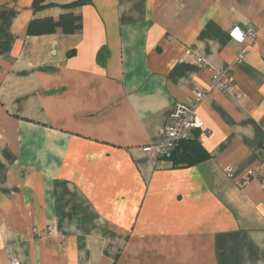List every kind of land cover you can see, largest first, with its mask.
<instances>
[{"label": "crops", "instance_id": "crops-1", "mask_svg": "<svg viewBox=\"0 0 264 264\" xmlns=\"http://www.w3.org/2000/svg\"><path fill=\"white\" fill-rule=\"evenodd\" d=\"M33 1L0 0V264H264V187L243 184L264 142V0ZM68 12L74 34L26 35ZM233 28L257 36L242 99L208 91L190 137L208 158L172 168L144 149L232 64Z\"/></svg>", "mask_w": 264, "mask_h": 264}, {"label": "built area", "instance_id": "built-area-1", "mask_svg": "<svg viewBox=\"0 0 264 264\" xmlns=\"http://www.w3.org/2000/svg\"><path fill=\"white\" fill-rule=\"evenodd\" d=\"M232 38L241 46L240 51L230 64L223 71H216L212 74L207 90L195 88L193 90V102L189 105L177 102L168 115L167 122L162 125L158 131V141L152 144L144 151L150 153L155 158H162L168 155L182 141L189 140L191 131L200 129L202 123L196 115V109L202 102L208 91H217L219 93L231 96L235 100L242 99V95L236 91L232 84V73L234 69L244 62L249 50L257 43L255 32H242L238 28H233L230 32ZM257 157V170L248 171L247 183L250 179H258L261 186L264 187V172L262 171L264 163V142L261 144L259 151L255 153ZM233 168H224V174L228 178L233 177ZM10 264H18L12 260Z\"/></svg>", "mask_w": 264, "mask_h": 264}, {"label": "trees", "instance_id": "trees-1", "mask_svg": "<svg viewBox=\"0 0 264 264\" xmlns=\"http://www.w3.org/2000/svg\"><path fill=\"white\" fill-rule=\"evenodd\" d=\"M43 0H34L32 4L33 11H38L43 8ZM84 5V1H77L63 9H70ZM80 17L72 13H63L57 20L52 18L34 19L31 20L26 28V35L37 37L43 35H51L60 30L64 35H72L80 29ZM208 158V154L195 141L185 140L177 144V146L168 155L162 157L168 161L172 168H185L195 166L196 164Z\"/></svg>", "mask_w": 264, "mask_h": 264}]
</instances>
